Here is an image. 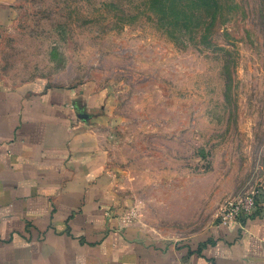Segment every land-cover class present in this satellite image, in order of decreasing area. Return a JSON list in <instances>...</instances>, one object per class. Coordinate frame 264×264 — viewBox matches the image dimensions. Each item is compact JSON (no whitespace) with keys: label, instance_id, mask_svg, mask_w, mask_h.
<instances>
[{"label":"rangeland","instance_id":"obj_1","mask_svg":"<svg viewBox=\"0 0 264 264\" xmlns=\"http://www.w3.org/2000/svg\"><path fill=\"white\" fill-rule=\"evenodd\" d=\"M10 83L85 88L121 223L170 246L264 177V0H14Z\"/></svg>","mask_w":264,"mask_h":264},{"label":"crops","instance_id":"obj_2","mask_svg":"<svg viewBox=\"0 0 264 264\" xmlns=\"http://www.w3.org/2000/svg\"><path fill=\"white\" fill-rule=\"evenodd\" d=\"M14 15L0 0V46ZM101 109L85 88L10 83L0 66V264H264V177L244 222L170 246L122 224Z\"/></svg>","mask_w":264,"mask_h":264},{"label":"built area","instance_id":"obj_3","mask_svg":"<svg viewBox=\"0 0 264 264\" xmlns=\"http://www.w3.org/2000/svg\"><path fill=\"white\" fill-rule=\"evenodd\" d=\"M258 196L259 191L257 189L254 192L244 194L227 202L220 210L219 221L223 224L233 221L244 222L257 210Z\"/></svg>","mask_w":264,"mask_h":264}]
</instances>
